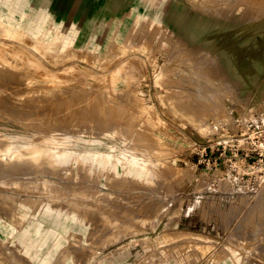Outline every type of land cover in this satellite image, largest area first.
<instances>
[{
  "label": "rangeland",
  "instance_id": "374dc122",
  "mask_svg": "<svg viewBox=\"0 0 264 264\" xmlns=\"http://www.w3.org/2000/svg\"><path fill=\"white\" fill-rule=\"evenodd\" d=\"M82 1L99 5L98 12L88 10L82 23H90L87 43L76 38L72 45L63 44L57 38L52 67L71 78L75 72H64L65 67L79 69L92 77L91 86L105 89L116 67L130 62L134 75L126 74L130 84L122 90L132 92L126 97H133L137 91L141 102L149 107L145 116L161 143L153 142L151 147L157 151L150 153L140 141H135L140 157L154 159L156 179L150 185L132 183L130 193L126 188L104 185L103 199L95 202L77 191H90L101 184L83 176L66 175V171L57 173L59 165L55 163L51 171L23 173L31 185L44 179L56 185L45 190L42 186L29 187L30 184L13 187V178L8 177L14 175L0 172V183L5 181L0 190L9 198L0 213L4 224H16L18 216L27 212L21 203L31 201L25 222L31 226L25 241L17 236L22 228L10 236L8 229L0 228L7 236L2 239L0 235V264H264V218H254L252 211L253 205L259 204L261 207L253 209L264 217V185L233 177L224 179L226 166L221 163L222 170L215 167L217 154L212 148V141L264 118L263 107L254 104L260 98L256 88L264 85V0H188L194 12L192 26L201 15L208 16L212 24L217 22L213 31L212 28L197 37L190 35L189 39L182 28L159 25L160 29L159 23L153 25V21L165 20L175 0H121L113 5L107 4L108 0ZM29 5L34 6L41 19L58 15L55 9L49 13L50 0H31ZM142 7L141 20L135 21L137 10ZM10 11L17 13L19 9L16 6ZM91 15L96 19L90 21ZM65 21L72 22L69 17ZM192 26L187 33H194L196 27ZM2 28L0 37L4 41L26 42L19 35H24V28L15 30L13 35L5 24ZM83 31L86 29L80 30ZM148 32L151 36L146 37ZM142 39L147 45L142 44ZM248 47L252 51L246 54L244 49ZM212 49H218L217 55L210 54ZM42 59L49 63L45 55ZM218 60L222 81L209 72ZM230 70L235 75L229 74ZM181 76L188 77L179 84L185 89L194 84L189 78L199 77L210 82L213 92L199 94L200 100L197 95H181L179 87L176 89L180 95L167 91L176 86L175 81L182 80ZM176 97L179 104L174 106ZM183 104L196 114L185 112ZM91 125L89 118L72 127L49 129L38 137L39 145L45 135L56 146H62L66 138L70 144H81L85 137L101 135L102 128ZM6 127L0 121V149L18 145L13 131ZM144 186L146 189H142ZM54 189L59 192H51ZM80 204L99 207L110 217L108 223L97 228L96 220L94 226H88L90 220H84ZM73 211L76 225L65 224ZM48 213L51 220H45Z\"/></svg>",
  "mask_w": 264,
  "mask_h": 264
},
{
  "label": "bare ground",
  "instance_id": "6f19581e",
  "mask_svg": "<svg viewBox=\"0 0 264 264\" xmlns=\"http://www.w3.org/2000/svg\"><path fill=\"white\" fill-rule=\"evenodd\" d=\"M30 1L0 0V35L3 31L2 24H5L6 28L12 32L11 35L19 28L26 30L24 35L21 32L19 33L20 38L26 41L23 44H20L21 41L7 42L0 37V121L2 125L7 126L6 129L13 131L12 135L18 142V145H8L5 149H0V172L7 171L10 175H14L8 177L9 179L13 178L11 186L28 187L31 181L26 180L27 178L23 177V173L27 171H51L52 165L55 163L60 167H58L57 173L66 171V175L71 173L76 177L83 176L101 184V187L90 189V191L86 189L77 191L79 194L82 193V196L92 197L95 202L103 199L102 186L104 185L126 188L128 189L127 192L130 193L131 188H133L132 183L140 182L144 185H150L155 182L157 171L154 167V159L140 157L137 151L139 146L135 140L140 141L142 146H146L145 149L150 153L157 151V149L151 147L152 143L160 144L161 142L156 139L157 137L152 132L154 129L145 116V110L148 106L142 103L143 101L139 98L138 92L134 91L133 97H126L132 92L122 90L124 85L130 84L125 78L126 74L134 75L132 69H130L132 67L129 65L130 62H124L116 67L111 73V82L105 83V89H96L91 86L89 79L92 77L80 72L79 69L64 66V72L70 70L75 72L73 78L67 76L71 78L69 81L66 76L61 75L63 72L55 71L51 64V61L53 62L56 57L53 52L54 47L58 44L57 38L62 39L63 44L72 45L76 42V38L83 44L87 43V29H89L90 23L86 25L82 23L88 10L91 8L90 11L96 10L98 12L99 5L94 1L50 0L49 13H53L55 9L58 11V15L51 14L50 17L46 16L41 19L39 14L34 11V6L29 5ZM34 1L38 2L39 0ZM121 2L123 1L108 0L107 4L111 3L113 5ZM16 6L19 12L11 13L10 8L15 9ZM137 11L138 15L135 21L141 20L139 16L143 12V7ZM193 13L188 0H175L172 8L165 16V20L153 21V25L159 23L158 27L160 29L162 25L165 28L167 26L182 28L185 31L183 34L187 36L186 38L190 35L197 37L202 32L212 28V31L214 30L217 25L216 20L212 24V20L206 15H201L197 20V24L192 26L190 20L193 18ZM145 15V18H147L148 15ZM67 17L72 20L71 23L65 21ZM93 17L92 15L89 17L90 21L96 19ZM191 26L192 28L196 27L193 34L187 33V29H190ZM82 28H85L86 31L80 32ZM195 32L197 33L195 34ZM145 36H151V32H148ZM26 37L28 38L26 39ZM16 39L18 38L16 37ZM143 39L142 44L147 45L146 41L143 43ZM117 42H120V40H117ZM205 43L207 44V41ZM244 45L246 46V40ZM244 51L249 54L252 47L250 49L248 47ZM217 52L218 49L210 50L211 55H217ZM43 55L49 59V63L43 61ZM221 68V61L218 60L216 66L211 65L209 69L211 76L220 81H222L220 76L223 75ZM229 74L235 75L234 71L231 70ZM181 77L182 80L175 81L173 85L176 86L168 88L167 91L180 95V92L176 89L179 87L182 89L181 95L184 96H198L207 93V91L213 92V86L211 87L210 82L207 80L204 82L199 77L189 78L194 84L192 87L185 89L183 85L180 86L179 84L184 83L188 77ZM224 81H227V79L224 78ZM216 83L213 82L216 85L215 87H220ZM98 86L101 87V85ZM257 93L260 98L254 104H258L264 109V85L261 87L259 85L256 88ZM199 99L201 100L200 97ZM174 101L172 105L177 106L179 104L177 97ZM183 105L184 108L182 107V109L185 112L196 114L192 113L194 110L189 105ZM197 108H199L198 105ZM89 118L92 127L102 128L101 135L92 134L85 137L82 139L81 144H70L65 137L62 146H56L55 141H50L52 138L49 140V137L47 138L45 135L39 145L38 137L44 135L47 130L55 127H72L77 122H84L85 119L88 121ZM23 119H26V121ZM112 124L115 125L114 129H112ZM84 125L86 126V124ZM121 125L124 128L121 129ZM50 142H54L55 146ZM19 174H22V176ZM4 178L6 177L4 176ZM29 179L31 180V178ZM227 180L230 181V179ZM4 183L5 181H1L0 185ZM33 184H30L29 187L42 186L41 189L43 190L55 185L45 179L33 182ZM142 189H146V186ZM55 191L59 192L56 189L51 192L55 193ZM3 192V190H0V213L4 212V207L7 205L6 199L8 197L3 196ZM30 202L23 200L21 203L22 206L26 207L27 212H23L18 216L16 224L13 222L4 224L3 220L0 219V228L8 229V236L13 235L18 232L19 228H22L20 234L17 233L18 238L23 241L28 238L31 224L25 222L31 208ZM259 206V204L253 205L254 208ZM80 207H82L85 215L84 220H90L88 226H94L96 220H98L97 228H102L108 223L110 217L101 212L99 207L88 204H80ZM113 207L118 208L119 205L114 204ZM253 207V217L262 220L263 215ZM94 214L95 217H92ZM76 219V213L73 211L72 216L66 218L64 223L75 226ZM45 220H51L50 213L46 215ZM0 235L2 239L7 238L1 231Z\"/></svg>",
  "mask_w": 264,
  "mask_h": 264
},
{
  "label": "built area",
  "instance_id": "2783aa9c",
  "mask_svg": "<svg viewBox=\"0 0 264 264\" xmlns=\"http://www.w3.org/2000/svg\"><path fill=\"white\" fill-rule=\"evenodd\" d=\"M215 167L224 163L227 177L264 185V119L254 120L237 132L212 141Z\"/></svg>",
  "mask_w": 264,
  "mask_h": 264
}]
</instances>
